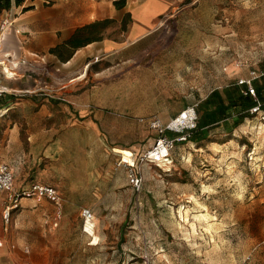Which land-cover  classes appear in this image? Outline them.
Returning <instances> with one entry per match:
<instances>
[{
    "label": "rangeland",
    "instance_id": "1",
    "mask_svg": "<svg viewBox=\"0 0 264 264\" xmlns=\"http://www.w3.org/2000/svg\"><path fill=\"white\" fill-rule=\"evenodd\" d=\"M94 65L83 89L98 82L120 91L88 103L109 117L94 142L105 153L104 172L82 196H65L59 188L61 213L51 200L33 199L4 225L3 205L8 264H264V109L241 118L243 108L230 106L245 90L243 80L264 72V0H200ZM256 86L264 90V75ZM221 104L227 109H218ZM192 106L198 115L206 108L218 112L194 139L176 141L171 170L136 161L143 177L136 190L126 162H134L133 148L138 159L160 136L150 121L166 124ZM126 143L135 147L114 148ZM67 168L64 179L80 178L74 166ZM58 174L48 162L18 169L16 189L35 178L61 180ZM6 197L0 191V203ZM85 207L95 215L86 224Z\"/></svg>",
    "mask_w": 264,
    "mask_h": 264
},
{
    "label": "crops",
    "instance_id": "2",
    "mask_svg": "<svg viewBox=\"0 0 264 264\" xmlns=\"http://www.w3.org/2000/svg\"><path fill=\"white\" fill-rule=\"evenodd\" d=\"M116 1L120 0H22L20 4L12 0L10 9L0 11V26L5 18L13 20L0 29V88L5 90L0 95V133H6L0 140V162L14 168L15 189L16 170L48 162L61 180H44L43 184L63 189L65 196L90 191L105 169V153L97 151L100 143L94 142L109 117L88 103L104 102L120 92L98 82L83 89L89 83L90 68L99 57H113L155 34L200 0H122L118 5ZM73 41L82 45L75 46ZM6 64L17 72L14 77L5 74ZM99 73L96 69L95 75ZM130 127L136 132L137 123ZM67 166H74L80 178L64 179ZM40 179L16 190L27 189ZM93 193L100 194L99 190ZM10 194L0 208L11 204ZM33 199L37 198H21L11 214L16 209L26 212ZM10 254L0 230V264H8Z\"/></svg>",
    "mask_w": 264,
    "mask_h": 264
},
{
    "label": "built area",
    "instance_id": "3",
    "mask_svg": "<svg viewBox=\"0 0 264 264\" xmlns=\"http://www.w3.org/2000/svg\"><path fill=\"white\" fill-rule=\"evenodd\" d=\"M13 20L5 18L1 22L0 29L5 30ZM16 66L19 65V62L15 63ZM4 68V66H3ZM5 74H7L6 67L4 68ZM17 74L14 71L12 77ZM264 75V72L257 73L256 71L252 72V76L248 79L243 80V83L246 85L244 90L245 94H252L256 97V87H254V81L256 78ZM4 88H0V95L4 92ZM252 109L258 110L259 106L253 107ZM198 111L195 106L185 109L179 116L169 121L166 124H163L160 119L155 118L150 121V126L154 129H157L160 133V136L156 139L155 144L142 153L138 159L136 158L133 163L126 162L130 166L129 179L130 183L136 190H140L143 184V177L137 170H135L136 161L140 163H152L162 170L169 171L175 163L173 157V148L175 147L176 141H184L190 136V133L197 128L198 125ZM166 132L178 133L179 136L171 137ZM125 162V161H124ZM0 191L10 192L9 199L12 201L10 205H7L3 212V217L5 222L8 223L12 209L16 208L20 204V200L23 197H32L37 199L47 198L55 203L58 211L61 213L63 210V198L60 192L54 186L43 183H34L31 187L23 190L15 189V170L7 162L0 163ZM82 216L85 220V224L88 219H94L95 215L90 208L82 209ZM24 251L29 253L30 247L27 245L24 248Z\"/></svg>",
    "mask_w": 264,
    "mask_h": 264
},
{
    "label": "trees",
    "instance_id": "4",
    "mask_svg": "<svg viewBox=\"0 0 264 264\" xmlns=\"http://www.w3.org/2000/svg\"><path fill=\"white\" fill-rule=\"evenodd\" d=\"M121 1L122 0L116 1L115 3L118 5ZM21 2H22V0H16L17 4H20ZM11 6H12V0H0V11L10 9ZM73 43L75 46L82 45L81 41H78V42L73 41ZM53 51H57V48L53 49ZM245 89H246V87H245ZM230 103H231V105H230L231 107L240 106L243 108L244 113L240 114L241 118H243L244 116H247V115H251V111H252L253 107L259 106V109H264V90H263V87L257 88V86H256V97L250 93L245 94L244 91L239 92L238 97L233 99ZM222 106H223V104H221V107H219L218 109H222V108L227 109L226 107H222ZM217 112H218L217 107L214 109L206 108L203 112H201V114L199 115L197 128L194 129L190 133V136L187 138V141L194 139L193 137H194L195 132L200 131L201 130L200 128H203L205 125H207L208 123H206V122L212 120L214 118L213 116Z\"/></svg>",
    "mask_w": 264,
    "mask_h": 264
},
{
    "label": "bare ground",
    "instance_id": "5",
    "mask_svg": "<svg viewBox=\"0 0 264 264\" xmlns=\"http://www.w3.org/2000/svg\"><path fill=\"white\" fill-rule=\"evenodd\" d=\"M206 214H204L203 216H205ZM205 219H207V218H205ZM194 227H195V224L193 225Z\"/></svg>",
    "mask_w": 264,
    "mask_h": 264
}]
</instances>
